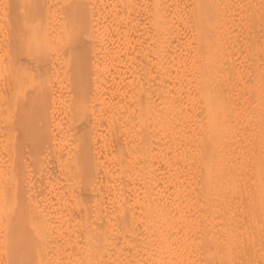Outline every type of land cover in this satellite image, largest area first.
Instances as JSON below:
<instances>
[{"label": "bare ground", "instance_id": "6f19581e", "mask_svg": "<svg viewBox=\"0 0 264 264\" xmlns=\"http://www.w3.org/2000/svg\"><path fill=\"white\" fill-rule=\"evenodd\" d=\"M260 19L264 0H0L2 263L264 260Z\"/></svg>", "mask_w": 264, "mask_h": 264}, {"label": "rangeland", "instance_id": "374dc122", "mask_svg": "<svg viewBox=\"0 0 264 264\" xmlns=\"http://www.w3.org/2000/svg\"><path fill=\"white\" fill-rule=\"evenodd\" d=\"M240 8H241V7H240ZM245 8H246L245 6H244V7L242 6V8L239 9V10L237 9L236 12L239 11V14H240V13L242 14V10H245ZM240 10H241V12H240ZM246 11H247V10H246ZM236 12H235V13H236ZM236 14H238V13H236ZM241 14H240V15H241ZM236 18H237V17H236ZM238 18H239V17H238ZM241 18H242V16H241ZM257 21H258V20H256L254 23H256ZM258 22H259V21H258ZM258 22H257L256 24H251L252 22H251V23L247 22V24L249 23L251 27H252V25L254 26V29L250 27V30H249L248 32L250 33L251 30H252V32H256V33H257V34H256V35H257L256 38H257L258 42H260V45L262 44L263 47H264V44H263V43H264V39H263V38H264V28H263V27H264V24H263V23H264V19H263V20L260 19V22H259V23L261 24V26H263V27H261L260 24H259ZM239 24H240V23H239ZM249 24H248V25H249ZM258 25H259L260 27H259ZM233 27L235 28L234 30H236V29L238 28V27H236V26H233ZM239 27H240V26H239ZM257 27H259V29H258ZM246 30H248V29H246ZM246 30H245V31H246ZM254 30H256V31H254ZM245 31H244V32H245ZM240 32H241V33H240ZM240 32H239V34H237V35H238V37H239V36L241 37V40H239V39H240V38H239V39H237V41H238V42L241 41V43H237V42H235V43H237L236 46H235V49H236V48H237V49H239V48L241 49V46H240L239 44L243 45V42H242V41H244V40H242V39L245 37V34L243 33V31H240ZM258 32H259V33H258ZM258 34H259V35H258ZM260 34H261V35H260ZM261 36H263V37H261ZM244 39H246V38H244ZM237 45H238L239 47H238ZM262 45H261V46H262ZM242 49H243V48H242ZM244 53H245V52H244ZM244 53H243V54H244ZM12 127H13V126H12ZM15 127H16V126H15ZM15 127H14V128H15ZM18 127H19V126H17V128H15V129L12 128V130L10 129V131L7 132V135L10 136L11 134H12V135L19 134V133H20V132H19V131H20V130H19L20 127H19V128H18ZM93 138H94V139H93ZM95 138H96V137H95V135H94V136L92 137V141L95 140ZM103 141L105 142V140H103ZM97 148H98V147H97ZM97 148H96V149H97ZM60 151L65 152V149L62 148V149H60ZM98 151H101L100 148H99V150L97 149V152H98ZM52 158H53V157H52ZM51 165H52V164H48V162L44 165V171H45V173H44V177H45V187H47V191L53 189V187H54L55 189H57L58 186H57V184H55V183H56L57 181H59L60 176L63 174L62 171H59V170H61V168L58 169V167H56L55 165H53V167H52ZM46 166H50V168L52 167V169H49V167L46 168ZM99 167L101 168L100 171L98 170ZM104 167H105V166H104ZM104 167H103L102 165L99 166V165H97V164L95 163L94 166H93V168H92V169H93V174H94V176H95V174H96V176L98 177V178H97V177L95 176V180L97 179V184H96V185H100V182L102 181L103 183L101 182V184H102L101 186H105V185L108 186V185H109L108 182H109V183L111 182V179L109 180L108 176H107L108 181H107V179H105L106 177H103L104 173H103L102 171H103ZM108 169H109V168H108ZM108 169H107V170H108ZM113 169L116 170L115 167H114ZM113 169H112V171H113ZM50 170H51V171H50ZM48 171H49L50 173H49ZM47 172H48V176H47ZM99 172H100L101 174H99ZM110 175H111V173H110ZM57 176H58V177H57ZM63 176H64V175H63ZM19 177H20V176L17 177L18 179L16 178L17 181L19 180ZM46 177H47V178H46ZM102 177H103V179H101ZM109 177H110V176H109ZM30 178L32 179L33 176H31V177H30L29 175L25 176L26 184L29 183V184L27 185V187L29 188V189H28L29 193L26 192V193H27L26 195H28L27 197H28V199H30V200H31V199H33V200H39V198L43 197V196L46 194V192H44V193H45L44 195L42 194V195L40 196L41 193L38 194V193L36 192V187H35V186H32V185H35V183H34V178H33V180H32L33 184H32V182H31V179H30ZM61 178H62V176H61ZM43 179H44V178H43ZM43 179H42V180H43ZM27 180H28V181H27ZM29 180H30V181H29ZM104 180H105V181H104ZM27 182H28V183H27ZM104 182H105V183H104ZM18 183H20V180H19ZM53 184L56 185V186H54ZM104 184H105V185H104ZM52 186H53V187H52ZM53 190H54V189H53ZM26 191H27V190H26ZM43 198H44V197H43ZM12 214H13V212H12ZM244 222H245V221H243L242 223H244ZM239 223H240V222H239ZM260 233H261L260 236L262 237V236H263V235H262L263 230H262V232H260ZM263 234H264V233H263ZM260 236H259V238H260ZM57 240H58V239H57ZM57 240H55L56 243H55V241H54V242H50L51 245H52V243H53V244L55 243L56 245L58 244L57 247L55 246V244L52 245V250H50L51 248H50V249L48 248L49 246L47 247V255L50 254V253H48L49 250H50V252L52 251V253L55 251L52 255H51V254L49 255V256H52V257L54 256V257H55V258H53V260H52V257L50 258L49 256H47V257H48L47 260H48L49 262H50V261H51V262H52V261L55 262L56 259H57V257H59V255H60L59 253L62 252V251L60 250V252L57 251L58 253H56V249L58 250V246H60V244H59L60 242H59V240H58V241H57ZM259 241H260V240H259ZM261 241H262V238H261ZM58 242H59V243H58ZM50 243H49V245H50ZM259 243H261V242H259ZM262 244H263V247H264V237H263ZM54 246H55V247H54ZM50 247H51V246H50ZM53 247L55 248V250L53 249ZM260 247H261V245H260ZM261 248H262V247H261ZM261 248H259V249H261ZM59 249H61V248H59ZM262 249H264V248H262ZM53 250H54V251H53ZM55 253L57 254V255H56L57 257L55 256ZM61 254H62V253H61ZM63 254H64V253H63ZM63 254L60 255V257H62ZM64 256L66 257V254H64ZM60 257H59L57 260H59ZM65 257H64L63 259H65ZM67 257H68V256H67ZM67 257H66V258H67ZM49 259H50V260H49ZM61 259H62V258H61ZM0 260H2L0 263H1V264H4V263H2V262H3V258H2V257L0 258ZM54 260H55V261H54ZM238 260H239V259H238ZM257 260H258V264L261 263V261L264 262V260H263V259L261 260V258H260V261H259V258H258ZM49 262H48V263H49ZM240 262H241V259H240ZM255 262H256V261H255ZM52 264H54V263H52ZM252 264H255V263H252ZM256 264H257V263H256Z\"/></svg>", "mask_w": 264, "mask_h": 264}]
</instances>
